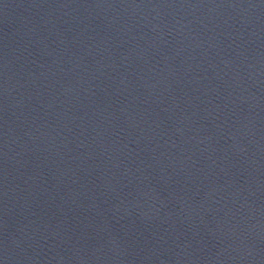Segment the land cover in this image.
Returning <instances> with one entry per match:
<instances>
[{
  "label": "water",
  "instance_id": "95a60500",
  "mask_svg": "<svg viewBox=\"0 0 264 264\" xmlns=\"http://www.w3.org/2000/svg\"><path fill=\"white\" fill-rule=\"evenodd\" d=\"M120 0H0V58L74 19Z\"/></svg>",
  "mask_w": 264,
  "mask_h": 264
}]
</instances>
